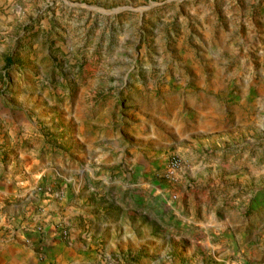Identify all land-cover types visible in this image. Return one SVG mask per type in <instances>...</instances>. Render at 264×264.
<instances>
[{"label":"rangeland","instance_id":"374dc122","mask_svg":"<svg viewBox=\"0 0 264 264\" xmlns=\"http://www.w3.org/2000/svg\"><path fill=\"white\" fill-rule=\"evenodd\" d=\"M0 99L16 151L120 218L103 264H264V0H0Z\"/></svg>","mask_w":264,"mask_h":264},{"label":"crops","instance_id":"0c3cea01","mask_svg":"<svg viewBox=\"0 0 264 264\" xmlns=\"http://www.w3.org/2000/svg\"><path fill=\"white\" fill-rule=\"evenodd\" d=\"M25 103L20 99L17 109L6 113L9 126L0 123V264H103L97 254L111 255L118 238H124L122 227L115 235L120 218L111 223L101 220L97 205L83 202L78 176L71 179V174L41 168L34 150L26 153L13 148L27 131L22 127L27 121ZM51 171L61 179V199L25 196L28 185L50 180ZM61 231L66 232L65 238L58 236Z\"/></svg>","mask_w":264,"mask_h":264},{"label":"built area","instance_id":"2783aa9c","mask_svg":"<svg viewBox=\"0 0 264 264\" xmlns=\"http://www.w3.org/2000/svg\"><path fill=\"white\" fill-rule=\"evenodd\" d=\"M179 165V160L177 157H172L170 158L167 163H166V166L164 168V173L166 176H171L174 171L177 169ZM59 237H62V238H65L67 236L66 232L65 231H61L59 232Z\"/></svg>","mask_w":264,"mask_h":264}]
</instances>
